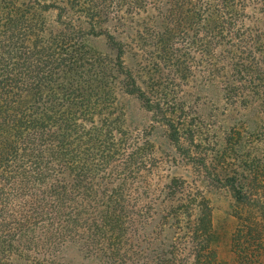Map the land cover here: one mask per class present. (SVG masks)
<instances>
[{
  "label": "trees",
  "instance_id": "obj_1",
  "mask_svg": "<svg viewBox=\"0 0 264 264\" xmlns=\"http://www.w3.org/2000/svg\"><path fill=\"white\" fill-rule=\"evenodd\" d=\"M263 78L264 0H0V264H264V163L246 153ZM207 87L230 107L214 159ZM122 97L227 191L228 258L207 194L157 173Z\"/></svg>",
  "mask_w": 264,
  "mask_h": 264
},
{
  "label": "rangeland",
  "instance_id": "obj_2",
  "mask_svg": "<svg viewBox=\"0 0 264 264\" xmlns=\"http://www.w3.org/2000/svg\"><path fill=\"white\" fill-rule=\"evenodd\" d=\"M94 43L102 45V42L99 40H94ZM214 90L215 87L214 89L212 87H207L205 93H202L198 99V103H200L204 109L203 122L205 123V127H203L202 132L198 135V138L201 141L200 145L198 146L199 152L201 154V151L207 152L206 157H212L211 159H214L213 152H211V149H213L214 146L211 141L222 137L228 121L226 115H224L223 112L225 110L229 111L230 109V107L226 105L224 101L219 98V96L213 95ZM260 102L261 103L257 114V120L260 126V135L258 136L259 138H257V144L259 141L264 142V140H262L264 137V95L262 96V100ZM120 103L124 110V118L129 130L136 132H140L143 129L148 130L150 142L154 148V153L161 161L159 171L157 173L162 172V174L165 175L166 173L169 174L173 169H175L177 175L183 176L189 181L196 180L193 184L198 185L199 189L207 194V197L213 205V227L216 233H218L220 236L217 250L221 257L228 258L229 255L227 253V249L229 247V243L228 245L226 243L229 233L234 226V219L230 216L232 207L230 206V198L227 191L223 188H214L211 185L200 184V181H198L200 174L196 165L192 166L186 162H183L173 153L171 147L165 141L161 128H149V114L142 110L133 98L122 97V99H120ZM246 153L249 155V157L252 155L259 156V164L261 165L264 163V146L250 148ZM213 166H216L215 162H212L210 165V167ZM232 166H234L233 163L231 167ZM259 174H261L263 178L264 171H260ZM161 178L162 179L158 181H163V177ZM68 255L73 259L74 262H78V260L73 257V253L69 252ZM68 263L74 264L73 262Z\"/></svg>",
  "mask_w": 264,
  "mask_h": 264
}]
</instances>
